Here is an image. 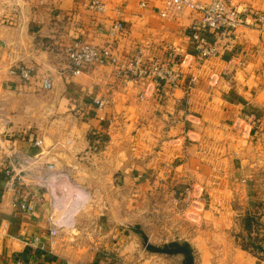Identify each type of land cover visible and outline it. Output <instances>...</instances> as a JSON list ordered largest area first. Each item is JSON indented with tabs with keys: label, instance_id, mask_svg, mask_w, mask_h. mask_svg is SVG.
Masks as SVG:
<instances>
[{
	"label": "crops",
	"instance_id": "obj_1",
	"mask_svg": "<svg viewBox=\"0 0 264 264\" xmlns=\"http://www.w3.org/2000/svg\"><path fill=\"white\" fill-rule=\"evenodd\" d=\"M0 1L14 8L0 17V133L12 135L9 152L26 162V182L10 188L9 159L0 156V264H117L107 251L127 237L112 234L119 200L128 214L136 202L141 216L153 193L168 198L171 187L170 203L181 207L191 186L200 228L226 212L220 204L208 209L206 198L233 207L238 188L229 184L257 181L264 167L256 155L264 128V0H227L245 23L208 58L192 40L198 14L162 16L167 0H104V12L91 10L92 0ZM116 21L124 30L113 36ZM217 33L202 31L210 43ZM75 39L108 46L126 63L141 49L148 64L178 72V86L135 80L112 64H83L73 74L66 47ZM14 63L34 68L28 82L9 74ZM45 76L52 90L42 88ZM190 244L195 264H205L202 242Z\"/></svg>",
	"mask_w": 264,
	"mask_h": 264
},
{
	"label": "rangeland",
	"instance_id": "obj_2",
	"mask_svg": "<svg viewBox=\"0 0 264 264\" xmlns=\"http://www.w3.org/2000/svg\"><path fill=\"white\" fill-rule=\"evenodd\" d=\"M38 123L41 124L42 120L39 119ZM258 127L261 128L260 145L263 147L256 155L264 160V128L261 125ZM6 134L7 132L0 133V137L12 140L13 137ZM259 175L257 181L247 187L244 184L240 187L229 184L230 188H238L235 199H232L233 207L226 199L206 198L208 209L212 206L211 209L214 210L221 205L222 210L226 212L221 216L217 213L214 214L215 217L211 215L209 219L204 220L211 223L200 228L197 225L198 217L194 218L193 215L199 208L200 199L193 195L191 186L190 198L186 193L181 200L184 204L181 207L174 202L170 203V191H173L171 187H167L164 192V194L167 192L168 198L161 196L160 199L153 193L152 198H148L146 202V208L141 207L143 209L141 216L136 202L130 200L128 214V209L122 205L123 200H119V204L114 208L113 217V226L117 230H112V234L123 232L127 237L124 246L116 241L118 247L115 249L112 247L113 251L107 252L114 253L117 264H182V255L149 251L143 235L136 230L137 226H140L149 243L155 246H164L173 241L190 243L191 240L195 245L202 242L205 264H242L250 257H254L258 264H264V167ZM101 186L106 188L107 185ZM97 236L103 240L110 239L105 233L103 235L98 233Z\"/></svg>",
	"mask_w": 264,
	"mask_h": 264
},
{
	"label": "built area",
	"instance_id": "obj_3",
	"mask_svg": "<svg viewBox=\"0 0 264 264\" xmlns=\"http://www.w3.org/2000/svg\"><path fill=\"white\" fill-rule=\"evenodd\" d=\"M89 8L97 12H104L106 3L104 0H92ZM11 12V8L0 1V17ZM186 10H191L198 14L199 18L194 21L191 26L192 40L201 57L208 58L214 56L218 52V43L223 39H231L236 33L237 29L245 23L244 17L240 10L230 4L227 0H208L207 2H200L198 0H167L166 9L162 16L168 13H178ZM262 19V18H261ZM210 29L216 30V41L210 43L203 35L202 31ZM124 24L121 21H116L111 27V35L116 36L122 33ZM66 54L72 68L73 74L80 72V67L83 64H112L115 65L120 74L135 79V80H154L166 81L173 90L177 88L179 81V73L171 66L164 62H146L143 58V52L140 49L127 63L121 62L108 46L100 47L86 41L75 39L66 47ZM10 75H17L24 81H29L32 78L34 68L28 65L12 64L8 68ZM54 86L51 77L45 76L42 80V88L45 90H52ZM103 101L99 102L102 105ZM12 137L11 134L7 133ZM35 144L42 147L43 139H37ZM11 139L0 137V156L2 153L6 154L9 159V167H7L5 174L9 177L7 185L10 188L16 186L17 181L26 182L24 179L25 168L23 161H17L14 158L15 153L9 152ZM39 169V166L34 165ZM49 170L54 169L52 163L48 164ZM41 172V169H40ZM26 184V183H25ZM190 198V190L187 192ZM190 203L188 202V205ZM13 205H18L22 210H32L33 206L26 202H13ZM51 221L56 225L54 218L50 217ZM58 233L56 228L50 230V236L54 237Z\"/></svg>",
	"mask_w": 264,
	"mask_h": 264
},
{
	"label": "water",
	"instance_id": "obj_4",
	"mask_svg": "<svg viewBox=\"0 0 264 264\" xmlns=\"http://www.w3.org/2000/svg\"><path fill=\"white\" fill-rule=\"evenodd\" d=\"M136 230L143 235L146 247L149 251L168 255H182V264H195L194 249L188 241H173L164 246H155L149 243L148 237L144 235L140 226H137Z\"/></svg>",
	"mask_w": 264,
	"mask_h": 264
}]
</instances>
